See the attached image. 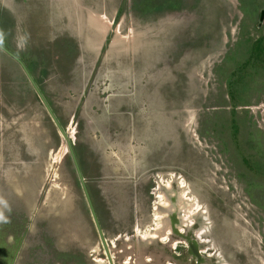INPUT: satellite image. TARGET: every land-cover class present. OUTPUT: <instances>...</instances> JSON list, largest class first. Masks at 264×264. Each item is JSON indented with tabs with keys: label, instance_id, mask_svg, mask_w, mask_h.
I'll use <instances>...</instances> for the list:
<instances>
[{
	"label": "rangeland",
	"instance_id": "374dc122",
	"mask_svg": "<svg viewBox=\"0 0 264 264\" xmlns=\"http://www.w3.org/2000/svg\"><path fill=\"white\" fill-rule=\"evenodd\" d=\"M262 11L0 0V44L70 136L114 264H264ZM0 264H110L66 139L1 48Z\"/></svg>",
	"mask_w": 264,
	"mask_h": 264
},
{
	"label": "water",
	"instance_id": "95a60500",
	"mask_svg": "<svg viewBox=\"0 0 264 264\" xmlns=\"http://www.w3.org/2000/svg\"><path fill=\"white\" fill-rule=\"evenodd\" d=\"M263 21H264V11L261 12L260 26L262 25ZM0 48L4 52H6L9 56L14 58L21 65V67L23 68L25 74L27 75L28 79L30 80V82L32 83L33 87L35 88L37 94L39 95L40 99L42 100L43 104L47 108V111H48L49 115L51 116V118L53 119V121H54L55 125L57 126L59 132L66 139V141L68 143V149H69V151L71 153V156H72V159L74 161V164H75V167H76V170H77V173H78V176H79L83 191L85 193L86 199H87L89 207L91 209V213H92L94 222L96 224V227L98 229L101 241H102L103 246L105 248V251H106V254H107V258H108L110 264H114L113 260H112V257H111V254H110V250L108 248V244H107L103 229L101 227V224H100V221H99V218H98V215L96 213L95 207H94L93 202L91 200V196H90V193H89V190H88V187H87V183L85 181V178L83 176V173H82L80 165H79V162L77 160V157H76V154H75V151H74V147H73V143H72V141L70 139V136H68V134L65 131L64 127L62 126V124L58 120L56 114L54 113L53 109L51 108V106L47 102V100H46L45 96L43 95L41 89L39 88V86L37 85L36 81L34 80L32 75L30 74V72H29L28 68L26 67V65L24 64V62L21 59H19L16 55H14L12 52H10L8 49H6L4 46H2L1 44H0Z\"/></svg>",
	"mask_w": 264,
	"mask_h": 264
},
{
	"label": "trees",
	"instance_id": "16d2710c",
	"mask_svg": "<svg viewBox=\"0 0 264 264\" xmlns=\"http://www.w3.org/2000/svg\"><path fill=\"white\" fill-rule=\"evenodd\" d=\"M167 2H169V1H167ZM161 6H165V4L164 5H161Z\"/></svg>",
	"mask_w": 264,
	"mask_h": 264
}]
</instances>
